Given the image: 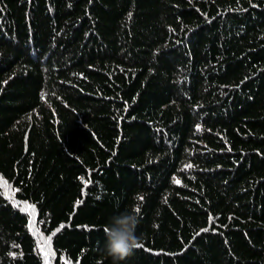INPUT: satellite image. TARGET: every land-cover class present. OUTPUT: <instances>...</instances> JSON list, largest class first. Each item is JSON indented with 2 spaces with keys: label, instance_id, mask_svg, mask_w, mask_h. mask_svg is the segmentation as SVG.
I'll list each match as a JSON object with an SVG mask.
<instances>
[{
  "label": "trees",
  "instance_id": "obj_1",
  "mask_svg": "<svg viewBox=\"0 0 264 264\" xmlns=\"http://www.w3.org/2000/svg\"><path fill=\"white\" fill-rule=\"evenodd\" d=\"M0 264H264V0H0Z\"/></svg>",
  "mask_w": 264,
  "mask_h": 264
},
{
  "label": "clouds",
  "instance_id": "obj_2",
  "mask_svg": "<svg viewBox=\"0 0 264 264\" xmlns=\"http://www.w3.org/2000/svg\"><path fill=\"white\" fill-rule=\"evenodd\" d=\"M140 223V214L133 205L131 210H125L110 218L105 225L106 253L113 261L119 262L129 256L139 245L136 235Z\"/></svg>",
  "mask_w": 264,
  "mask_h": 264
},
{
  "label": "snow or ice",
  "instance_id": "obj_3",
  "mask_svg": "<svg viewBox=\"0 0 264 264\" xmlns=\"http://www.w3.org/2000/svg\"><path fill=\"white\" fill-rule=\"evenodd\" d=\"M138 199L142 201L143 197L140 196V197H138ZM139 211H140V208H139V206H137V212H139ZM138 247H142V245L139 244Z\"/></svg>",
  "mask_w": 264,
  "mask_h": 264
}]
</instances>
